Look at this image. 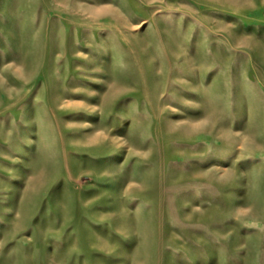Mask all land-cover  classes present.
<instances>
[{"label":"rangeland","instance_id":"374dc122","mask_svg":"<svg viewBox=\"0 0 264 264\" xmlns=\"http://www.w3.org/2000/svg\"><path fill=\"white\" fill-rule=\"evenodd\" d=\"M0 264H264V0H0Z\"/></svg>","mask_w":264,"mask_h":264}]
</instances>
